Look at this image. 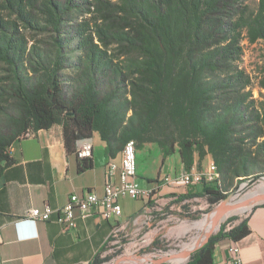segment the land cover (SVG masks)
I'll list each match as a JSON object with an SVG mask.
<instances>
[{"label":"trees","instance_id":"trees-1","mask_svg":"<svg viewBox=\"0 0 264 264\" xmlns=\"http://www.w3.org/2000/svg\"><path fill=\"white\" fill-rule=\"evenodd\" d=\"M69 1L63 10L51 0L42 1L38 10L35 0H0V30L11 27L9 37L0 38V64L12 67L13 92L20 103L12 127L0 130V173L12 163L9 148L14 142L55 124L62 125L67 151L98 133L108 154L129 141L137 151L154 143L162 161L177 152L185 172L200 168L211 155L220 174L237 175V168L247 173L244 165L250 154L245 141L252 135H236L251 122L248 126L256 131L252 138H259L257 123L264 124V114L252 110V94L244 92L250 80L239 70L238 60L244 39L264 44V0H255L253 6L250 0H117L112 6L126 30L123 46L109 56L91 53L77 63L66 59L61 39ZM39 16L54 33L53 50L42 76L28 83L18 67L26 36L8 22L13 17L26 30V22L34 26ZM67 69L73 70L70 84L63 79ZM248 104L253 116L245 114ZM91 166L83 162L79 170ZM217 181L210 188L201 182V192H186L177 201L205 197L217 205L228 195ZM229 221L237 223L230 229L222 226L184 264H213L218 241L228 238L235 243L248 234L245 219ZM152 247H159L157 240Z\"/></svg>","mask_w":264,"mask_h":264},{"label":"crops","instance_id":"crops-1","mask_svg":"<svg viewBox=\"0 0 264 264\" xmlns=\"http://www.w3.org/2000/svg\"><path fill=\"white\" fill-rule=\"evenodd\" d=\"M90 141L92 157L79 159L75 151L66 150L62 125L55 124L10 146L12 163L0 173V264L108 262L119 252L110 243L115 224L123 226L129 240L145 238L150 241L153 234L158 235L159 225L179 215L175 212L179 210L178 205L190 202V199L178 202V195L201 192V185L189 188L163 185L162 176L174 177L184 171L179 155L176 152L162 161L159 147L146 143L137 151V176L145 180L141 187L157 190L156 201L149 204L152 208L146 209L143 200L121 198L120 218L105 220L94 214L77 219L73 228H66L57 222V216L69 196H81L85 192L103 196L106 164L120 160V151L105 152L106 144L98 133H93ZM83 162H91L92 166L80 171ZM46 203L54 211L50 220H25L29 210H42ZM243 219L247 221L248 234L235 243L228 238L218 241L213 250V264H227L233 245L239 250L242 264H264V203L253 206ZM132 259L141 260V264L148 262H142L145 257Z\"/></svg>","mask_w":264,"mask_h":264},{"label":"rangeland","instance_id":"rangeland-1","mask_svg":"<svg viewBox=\"0 0 264 264\" xmlns=\"http://www.w3.org/2000/svg\"><path fill=\"white\" fill-rule=\"evenodd\" d=\"M42 1H44L45 4L48 3L47 0H35L34 6L36 9H41L40 3H42ZM51 1L53 4L58 5L60 10H63L67 4V0ZM249 2L253 6L255 0H250ZM116 4L117 0L69 1L71 9L64 15L66 19L62 24V32L64 34L61 35V39L63 40L67 52V60L77 63L78 59L85 58L91 53L95 56H105V54L109 56L112 50L119 49L123 46V44H120V41L124 39L126 30L123 28L124 24L120 22L113 11V6ZM41 19L43 20L44 17H37V24L34 26L27 25L26 22V30L24 24L19 20H14L13 17L9 19L13 22H8L12 25L14 23L15 27H18L19 32L26 36L25 51L21 54V60H23V62L18 63V67L20 69V76L25 77V81L28 83L36 81L42 76V68L46 63L47 57L53 50L51 39L54 36V33L51 32V26L41 22ZM28 20L29 16L26 15V21ZM10 32L11 27L8 24L5 25L3 30H0V38L1 36L4 38L9 37ZM240 47L241 52L238 60V67L239 70L243 71L250 80V85L244 90V92H251L252 98H248V101L251 99L255 101V106L252 107V110L254 108L255 112L263 115L264 44L261 41L251 44L244 39L241 42ZM11 70L12 67L0 64V130L11 128L14 120L20 114V103L13 92L14 82L11 78ZM72 78V69H67L63 72V79L68 84H70ZM249 107V104L244 107L246 111L245 114L253 116L251 107ZM250 124L252 123H245V126H243L244 130H239V133L236 136L246 137L252 135L253 137V134H255L256 131L252 126H248ZM257 126L261 127V136L257 139L250 137L245 141L250 154L247 155L248 161H246V164L244 165L247 173H243L242 168H237V175L227 174L224 176L220 174L217 169L219 180L216 179V181L218 180L217 182L221 187V191L226 194H231L232 197H230V199L236 197L238 202L234 207L221 215L219 219V227L213 231L212 235L218 233L222 226H225V228L228 229L233 226L234 223H237V221L230 222V218L236 217L243 219L253 206L264 203L259 202L252 206L246 205L245 207L238 206V204L244 199L252 200L250 197L253 191L259 185L264 184V124L262 125V122L259 120ZM122 147L123 146H120V152ZM212 162L213 159L211 155L205 156L201 161V167H195L194 173L206 171L208 165ZM190 172H192V170ZM143 179L140 176L138 177V183L141 186L145 185V180ZM211 183L212 182L209 183L207 188L212 187ZM191 194H194V192ZM218 205L219 203L217 205H210L205 197L191 198L190 202L185 203L184 206L178 205L177 208L179 210L175 212L179 213L181 216L172 215L174 218H170L162 224L164 227H161L162 225L157 227L158 235L153 236V241L157 240L159 247L153 248V241L143 242L144 238L126 240L127 244L123 247L124 249L115 254L110 261L103 264H116L120 259L129 255H133V257H152L154 260L159 261V259H162L161 257L171 255L174 252L175 254L178 252H190L187 251L185 247L196 241L199 245L202 243L205 236V232L203 229L197 227V223L203 220L207 215L211 214ZM248 206L250 207L247 209ZM184 215L192 216L193 219L183 217ZM196 251H198V249L193 253ZM188 259L180 264L186 263ZM155 264L172 263L169 262V260H165L161 263Z\"/></svg>","mask_w":264,"mask_h":264},{"label":"built area","instance_id":"built-area-1","mask_svg":"<svg viewBox=\"0 0 264 264\" xmlns=\"http://www.w3.org/2000/svg\"><path fill=\"white\" fill-rule=\"evenodd\" d=\"M31 135V133H26L22 138H28ZM92 149L93 146L90 139L77 141L75 145L77 158H91ZM214 165L213 162L210 163L207 170L200 173L182 172L174 177L165 175L161 177L160 181L163 185L172 184L173 186L183 188L196 186L201 182L209 184L216 181ZM126 197L133 200L145 201L146 209H151L152 207H149V204L157 198V190L155 188H143L138 183L137 150L134 141L129 142L128 146L120 152L118 163L108 161L106 164V184L103 196L99 197L92 192H85L81 196L71 194L65 205L58 211L57 222L66 228H73L77 219H85L94 214L105 220H116L122 215L119 199ZM53 212L51 206L46 203L42 210H29L25 220L48 221L51 219ZM153 235L150 241L154 240ZM110 237L111 247L117 251L123 250V247L127 244L126 240H129L124 233L123 226L118 224L113 226ZM145 241L146 239L144 238L143 242ZM230 252L232 256L227 264H242L236 245L230 247Z\"/></svg>","mask_w":264,"mask_h":264},{"label":"bare ground","instance_id":"bare-ground-1","mask_svg":"<svg viewBox=\"0 0 264 264\" xmlns=\"http://www.w3.org/2000/svg\"><path fill=\"white\" fill-rule=\"evenodd\" d=\"M129 142H131V141H129ZM129 142L124 144L123 149L126 146H128ZM123 149H122V151H123ZM214 176H215L216 179L219 178V174H218V172L216 170L215 165H214ZM259 196H264V184L259 185L253 191L250 199H253V198H256V197H259ZM237 202H238V199H236V197H234V198L229 199L228 202L222 208L216 207L212 211L211 214L207 215L203 220H201L200 222L197 223V227L200 228V229H203V231L205 232V235L207 233L211 232V231L216 230L219 227V222H220L219 219H220L221 215H223L225 212H227L230 208L234 207V205H236ZM248 205L252 206L253 203L250 202ZM197 239H199V238H197ZM197 245L198 244H197V241H196L195 243H192L191 245H187L185 248H186L187 251L193 252L192 250H194L197 247ZM181 253L182 252H178V253L175 254V252H174L171 255H167V256L161 257L163 260L159 259V261H157L155 263H161V262H163L165 260L166 261L169 260V262H171L172 264L183 263L187 259V257L182 256ZM132 257H133L132 255L124 257V258L120 259L119 262H116V264H139L141 262V260H138V259L133 261ZM145 261H148L147 264H155L154 263V259L152 257H145V260H143V262H145Z\"/></svg>","mask_w":264,"mask_h":264},{"label":"water","instance_id":"water-1","mask_svg":"<svg viewBox=\"0 0 264 264\" xmlns=\"http://www.w3.org/2000/svg\"><path fill=\"white\" fill-rule=\"evenodd\" d=\"M230 197H231V194H228L227 197L224 198V199L219 203V205H218L217 207H218V208H222V207L228 202V200L230 199ZM250 202H252L253 205L256 204V203H259V202H264V196H259V197L253 198L251 201L248 200V199H244V200H242V201L238 204V206H240V207H245V206L248 205ZM212 233H213V231L207 233V234L204 236V239H203L202 243H200V244L197 246L196 249L201 248L205 243H207L208 240H209V238L212 236ZM196 249H195V250H196ZM195 250H194V251H195ZM194 251H193V252H194ZM193 252H183V253H181V255L189 258L190 255H191ZM157 261H158V260H154V262H157Z\"/></svg>","mask_w":264,"mask_h":264}]
</instances>
